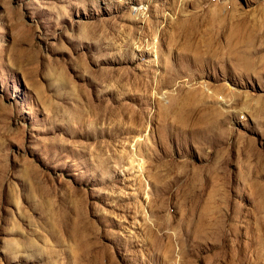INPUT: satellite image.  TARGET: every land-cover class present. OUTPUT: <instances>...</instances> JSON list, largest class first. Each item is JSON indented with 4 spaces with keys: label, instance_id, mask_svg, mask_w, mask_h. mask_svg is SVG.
<instances>
[{
    "label": "rangeland",
    "instance_id": "obj_1",
    "mask_svg": "<svg viewBox=\"0 0 264 264\" xmlns=\"http://www.w3.org/2000/svg\"><path fill=\"white\" fill-rule=\"evenodd\" d=\"M0 264H264V0H0Z\"/></svg>",
    "mask_w": 264,
    "mask_h": 264
}]
</instances>
